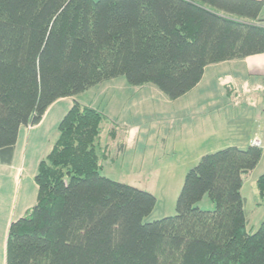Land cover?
<instances>
[{
  "label": "trees",
  "instance_id": "obj_1",
  "mask_svg": "<svg viewBox=\"0 0 264 264\" xmlns=\"http://www.w3.org/2000/svg\"><path fill=\"white\" fill-rule=\"evenodd\" d=\"M260 0H0V154L59 100L124 77L177 100L205 68L264 54ZM106 116L74 102L34 177L37 198L8 230L7 264H264V222L247 231L241 189L262 150L202 156L175 215L100 174ZM123 149V146L121 147ZM264 202V174L255 183ZM208 196L212 211L197 204ZM260 205V204H259Z\"/></svg>",
  "mask_w": 264,
  "mask_h": 264
},
{
  "label": "rangeland",
  "instance_id": "obj_2",
  "mask_svg": "<svg viewBox=\"0 0 264 264\" xmlns=\"http://www.w3.org/2000/svg\"><path fill=\"white\" fill-rule=\"evenodd\" d=\"M212 81L217 86L222 81V76L214 75ZM200 89L201 87L190 97L173 101L153 85L130 86L124 77H119L97 85L56 108L63 107L65 112L64 109L75 101L82 106L97 109L106 116L107 121L100 137L102 150H98V154L100 156L105 149L107 151L100 159L102 165L100 174L114 182L151 193L156 203L150 215L143 219L144 223H151L175 215L176 200L186 174L198 164L202 156L209 154L217 143L214 138L205 139V136L200 134L201 110L199 106H195ZM245 94V91L240 92L237 100L244 102L241 110H250L248 106L250 101L255 102L257 97ZM210 96L216 101L234 99L233 96L228 97L222 89L211 92ZM257 99L260 101L262 97ZM250 108L257 111L261 109L255 105ZM231 111L237 115L236 108L232 105L227 106L219 114L222 116ZM219 114L216 112L210 114L209 118L213 125L218 124ZM242 114L239 124L241 127L246 116ZM256 119L258 118L255 117L253 122ZM251 126L252 122L246 121L245 129ZM245 134L244 130L243 136ZM226 135L228 134L223 133V136L219 137L221 145L219 147L225 148L232 145L230 143H236ZM263 174L264 157L258 167L244 176L241 196L246 202L248 230L264 221V202L258 199L255 187V182ZM257 203L263 206L258 209ZM197 207L203 211L214 209L208 196H205Z\"/></svg>",
  "mask_w": 264,
  "mask_h": 264
},
{
  "label": "crops",
  "instance_id": "obj_3",
  "mask_svg": "<svg viewBox=\"0 0 264 264\" xmlns=\"http://www.w3.org/2000/svg\"><path fill=\"white\" fill-rule=\"evenodd\" d=\"M260 1L264 3V0ZM259 19L264 20V4L259 14ZM214 75L222 76V81L217 86L212 81ZM199 87H201L198 93L199 99L195 106H199L201 110L199 112L200 134L205 136V139L214 138V141L217 142L213 149L209 151V154L229 147L246 150L253 146L254 141H258V147L262 150L261 159L256 166L258 167L264 157V54L206 67L199 84L183 97H190ZM221 89L225 91L228 97L233 96L234 99L231 101H228V99L221 101L212 99L210 93L221 91ZM243 91L246 92V96L262 97V99L258 101L256 98L255 102L250 101L248 105L250 110H241V105L244 102L238 101L237 96ZM70 100L74 99L67 98L54 103L46 111L38 125L20 128L10 162H4L0 154V264H7L6 250L10 224L25 216L27 211L36 203L37 188L34 177L38 164L50 153L58 137L57 126L72 104H69L67 109H64L66 110L65 112H63V107L59 109L56 107ZM189 102L191 103V100ZM229 105L236 108L237 115H235L234 111H231L221 116L219 113ZM252 105L259 106L261 109L257 111L253 108L251 110L250 107ZM239 109L240 111L238 112ZM214 112L219 114L217 125H213L211 118H209L211 117L210 114ZM241 113L246 115L241 123L243 127L239 125ZM255 117L258 119L253 122ZM246 121L248 123L252 122L250 128L245 129ZM244 130L246 132L245 136H243ZM223 133L228 134L226 136L231 137L230 139H233L232 142L236 141V143H230L232 145H227L225 148L219 147L221 146L219 137L223 136ZM245 205L246 202L244 200V210ZM262 206L261 203L256 205L258 209ZM261 223H258L257 227H251L248 230L249 223L247 219L246 229L249 233H254V230H257Z\"/></svg>",
  "mask_w": 264,
  "mask_h": 264
},
{
  "label": "built area",
  "instance_id": "obj_4",
  "mask_svg": "<svg viewBox=\"0 0 264 264\" xmlns=\"http://www.w3.org/2000/svg\"><path fill=\"white\" fill-rule=\"evenodd\" d=\"M253 146L258 147V146H259V142H258V141H254V142H253Z\"/></svg>",
  "mask_w": 264,
  "mask_h": 264
}]
</instances>
